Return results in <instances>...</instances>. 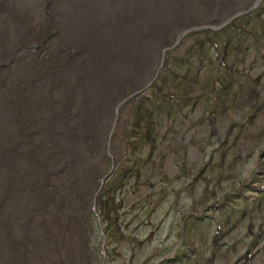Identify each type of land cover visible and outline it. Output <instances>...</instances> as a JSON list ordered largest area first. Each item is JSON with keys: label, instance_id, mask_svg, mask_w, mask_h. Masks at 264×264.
Segmentation results:
<instances>
[{"label": "rangeland", "instance_id": "374dc122", "mask_svg": "<svg viewBox=\"0 0 264 264\" xmlns=\"http://www.w3.org/2000/svg\"><path fill=\"white\" fill-rule=\"evenodd\" d=\"M10 1L0 0V18ZM256 1H143L151 22L127 0L112 3L111 13L129 8L116 35L130 40L141 22L158 40L148 61V51L138 55L136 81L112 80L102 119L81 105L85 81L74 86L72 76L84 77L101 50L68 41L66 0L23 9L25 42L0 58V110L55 101L61 120H42L45 137V125L23 114L19 151L2 157L33 159L9 168L35 182V207L6 221L0 264H264V0Z\"/></svg>", "mask_w": 264, "mask_h": 264}, {"label": "bare ground", "instance_id": "6f19581e", "mask_svg": "<svg viewBox=\"0 0 264 264\" xmlns=\"http://www.w3.org/2000/svg\"><path fill=\"white\" fill-rule=\"evenodd\" d=\"M14 1L13 2L10 1L11 2L10 9L11 8L13 9L11 10V14L0 18V58L2 57L6 58L5 55L10 54V52L14 54L16 53L15 51H17L18 53V50H20V46H22L23 43L25 42L22 40L27 37V34H25L26 31L24 29L22 30L18 29L20 24L18 25L17 23H19V20L24 21V16H22V13L25 10L23 9L24 8L30 9L29 7H33L34 4L36 3L34 1L37 0H22L21 3H17V4L15 3L16 1L15 2ZM115 1L116 0H66V4H65L66 10L62 12L63 13L62 19L66 16L65 15L66 13L71 15V17H73L72 19L73 22L71 21L70 23L64 24L65 28H67L69 24L71 26V28L69 27L66 30L70 35V37H68V41L77 43L78 44L77 48L79 49L80 48L83 49V47H85L86 49H90L92 45H97L101 50L100 57H98L97 60L93 59L94 65L91 67L90 70L87 69L84 72L86 74L84 77L80 76V79L78 80L77 77L75 76V73H73L74 71L73 70L71 71V73L74 74L72 75L74 77V83H75L74 86L77 85V82H79L78 84H82L83 81H85L84 84H82L84 85L83 88L84 91L81 90V93L78 92L77 95L82 96L80 98L82 102L81 105L87 109L88 115L91 118L93 117V115H95V118L102 119L103 115L106 114L105 111L107 109L106 105L102 107L101 100L102 98L107 96V92H109L107 91L108 90L107 88L111 87L112 80L118 79V81L122 82L123 79L126 78V76H130L131 79L136 81V79H138V76L140 77V74L144 72L143 71L144 64L139 62V56L144 55L143 50L148 51L146 54L147 55L146 58L144 57V62L146 60L148 61L149 55L152 54L153 49L154 48L156 49L157 46L156 41L158 39L156 40L155 36L152 38L146 37L148 36V34L146 33L145 26L141 22H139L140 24L139 26L140 28H138L139 30L137 29V31H134L131 29L129 31L132 32L130 34L131 35L130 38H128L131 40V43L130 40L126 39V37L128 36L116 35V32L118 30L117 27L120 26L121 22L124 21L123 12L124 11L128 12L129 8H127L126 6L124 7L122 6V9H126V10L123 11L120 8L121 11H119L117 14L111 13L110 11H112L114 8L112 7L110 8L109 6L115 4ZM135 1L129 2L127 0L128 2L127 6L130 7L132 6V9L135 11L134 13L137 16H141V15L143 17L151 16V18L148 19L151 22L152 15L146 12L148 11V9L147 7H144L142 4L143 1H147V0H140L139 3H135ZM192 1L197 2L198 0H178V3L176 4L179 5L181 4V2L182 4H186V3H191ZM153 2H156V0H153ZM138 6L139 7L143 6V8H141L143 10L138 8ZM147 6H149V8L151 7L150 5ZM32 10H34L33 14L37 15L35 9L33 8ZM14 14L16 15L19 14L20 17L17 18L16 16H14ZM146 20L147 19L145 18V21ZM188 25L193 26V23H190ZM188 25L186 27H188ZM133 33H137L138 37H136ZM131 46L133 47V49L138 48V50L132 51ZM33 48L30 46V49ZM2 49L7 50L6 51L7 53L4 54L5 51H3ZM135 58H137L138 60ZM140 66L142 67L140 68ZM122 70H126L125 74L122 73ZM23 73L25 74V72ZM26 73L28 76L32 74L30 71L29 73L26 71ZM59 86L61 88L63 87L61 83L59 84ZM28 88L31 91H34L35 86L34 84H30L28 85ZM71 90L75 91V88L73 89L71 88L67 92H70ZM26 92L29 94L30 91H26ZM4 100L7 101L9 105L10 103H13L12 101H10V99L5 98ZM57 104L58 103H55V101L52 102L49 101L48 105L49 108H52L51 109L52 114L46 117H42L44 116L42 115L41 116L42 118L37 117V115L40 112V110L41 111L43 110V106H48L45 103H42V105L39 103L37 105L36 102L35 104L33 103V105H27V103L24 104V101L21 99L19 101L18 106H16L17 107L16 109H14L13 108L14 105H12L7 111L5 110L6 107H3V110H0V118L2 119V121H0V135H4L0 139L1 140L0 146L2 145L4 146L2 147L4 150L0 151V191L3 193L2 197L1 196L0 197L2 202H4L7 199L10 205L9 213L8 215H6V217L5 215L3 216L0 211L1 234H2V230L5 228V224H7L6 221L10 219L14 220L17 215H21L23 213L29 215L32 212L31 208L35 207V199H31V196H29L35 192L34 190L35 182H32L31 179H29V177L27 178L28 173L26 174L27 175L26 178H23V176L20 175L23 174V172L16 171L15 173H13L14 171H12V168L11 169L9 168V166L11 167L12 164L15 166L21 165L20 167H22L23 165L25 166L28 163H34L33 159L31 160L30 156L21 153H20L21 157L19 156L16 157L14 160L15 162L12 161V159L10 160L9 158L5 160L4 158H2L5 157L6 153H8L10 149H18L20 147V146L19 147L16 146V143L14 142V141L19 142V139H21L20 135L22 133V128L20 124H17V122L18 120L22 119L23 114H25L27 119L30 118L29 121L33 120L34 117H36V119H39L38 123H42L43 126L45 125V128L42 130V134L46 137L49 134H51L46 129L48 128L50 123L42 122V120L48 119L54 122L57 121L59 118H61L60 111L56 110L59 107V105ZM64 137L65 138L63 140L64 141L63 143L65 147L67 146V142L68 143L70 142L71 136L65 135ZM23 190H26L25 195L21 194ZM16 230L18 232V235L22 234L21 231L19 230V226H16ZM42 247L44 248V246Z\"/></svg>", "mask_w": 264, "mask_h": 264}, {"label": "water", "instance_id": "95a60500", "mask_svg": "<svg viewBox=\"0 0 264 264\" xmlns=\"http://www.w3.org/2000/svg\"><path fill=\"white\" fill-rule=\"evenodd\" d=\"M260 2H261V0H257L256 3L254 4V7L257 6V5H259ZM245 12H247V11H245ZM242 13H244V12H240V13H239L238 15H236V16H239V15L242 14ZM227 21H229V20H227Z\"/></svg>", "mask_w": 264, "mask_h": 264}]
</instances>
